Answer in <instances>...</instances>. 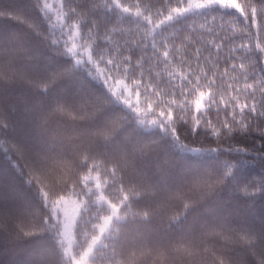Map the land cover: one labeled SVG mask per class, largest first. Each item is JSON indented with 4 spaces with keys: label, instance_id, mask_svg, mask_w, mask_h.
Returning a JSON list of instances; mask_svg holds the SVG:
<instances>
[{
    "label": "snow or ice",
    "instance_id": "1",
    "mask_svg": "<svg viewBox=\"0 0 264 264\" xmlns=\"http://www.w3.org/2000/svg\"><path fill=\"white\" fill-rule=\"evenodd\" d=\"M0 20L8 264H264V0H0Z\"/></svg>",
    "mask_w": 264,
    "mask_h": 264
},
{
    "label": "trees",
    "instance_id": "2",
    "mask_svg": "<svg viewBox=\"0 0 264 264\" xmlns=\"http://www.w3.org/2000/svg\"><path fill=\"white\" fill-rule=\"evenodd\" d=\"M0 23H7V24H11V23H14L13 21H10V20H0ZM94 83L96 84L97 87H101L102 84H101V81L99 80H96L94 81ZM212 147H214L215 145L212 144L210 145ZM251 167H255V165H250ZM12 257L5 253V252H0V264H8V261L11 259ZM98 264H105L104 261H98Z\"/></svg>",
    "mask_w": 264,
    "mask_h": 264
}]
</instances>
